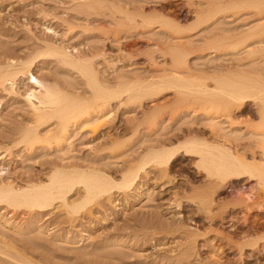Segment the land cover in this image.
I'll use <instances>...</instances> for the list:
<instances>
[{
  "label": "rangeland",
  "instance_id": "rangeland-1",
  "mask_svg": "<svg viewBox=\"0 0 264 264\" xmlns=\"http://www.w3.org/2000/svg\"><path fill=\"white\" fill-rule=\"evenodd\" d=\"M199 1L201 0H0V63L2 61L5 63L11 58L26 60L39 51L41 53L45 49L44 41L61 43L73 53L79 51L88 54L105 46L104 49L110 51L113 57L117 56L119 48L130 53L128 56L130 58L125 63H118L117 67L110 65L101 57L96 59L97 69L103 75V77L100 75L101 78L107 76L106 80L108 84L111 83L110 86L120 76L126 81L138 78L151 79L155 74L160 76L163 73L160 69L165 68L163 70L165 74L171 71L170 58L158 57L155 66V62L152 63L145 54L152 49L156 41H166L167 33L162 29L156 30L158 28L152 31L127 28L119 31L121 36L119 41L112 42L114 41L112 37L105 40L98 30L103 23H106L107 27L111 24V27L116 28L114 25L120 13H115L114 8L115 4L120 6V3V7L124 5L126 7H123L124 10L130 13L164 12L163 14L178 19L183 26H192L196 17L194 16L196 5L192 3ZM242 10L228 12L227 16L221 14L219 19L209 24L210 27L206 25V28L204 26L198 28L193 33L189 46L194 50L203 44L204 40L212 37L213 33H237L246 26L258 22L257 17L249 14L252 11ZM247 15L251 19L249 16L246 17ZM113 20L115 22H112ZM102 21L103 23H100ZM228 51L226 54L196 51L189 55L188 62L195 73L199 70L212 73L218 66L223 67L229 63L232 67L238 68L234 59L237 57L236 53ZM40 58L33 70L37 76L53 86L57 85L55 86L57 88L62 87L61 89L65 91L83 96L91 94V85L78 71L77 66L66 65L53 55ZM243 61L246 62L242 66L245 70L251 69L254 65L249 60ZM263 65L261 64L260 70L264 72ZM111 66L115 69L112 70ZM108 75H113V79L111 80ZM262 75L264 77V74ZM30 87L26 77L18 79L15 86L20 94L6 91L0 86V185L7 182L15 185L36 182L42 177L45 179L55 168L67 169L68 164V169L86 165L107 168V173L119 180L122 173L128 169L127 166L135 164L144 154L143 151L150 148L153 142L159 139L166 141L167 144H173L183 140L182 138L185 139L190 129L194 127L192 131L199 129L197 128L199 123L193 122L198 116L191 113L192 109L173 103L174 105L169 104L172 106L169 108L171 111L164 113V119L159 121L155 129L150 131L148 124L142 121L137 132H134L132 127H129L128 119L135 116L134 109L138 107L137 104H130L120 107L115 116L114 123L118 128L116 137L121 140L118 149L114 150L115 155H110L109 150L104 149L110 138L106 125L101 126L98 132L93 134L88 126L82 127L78 124L70 128L62 143L41 141L29 150L18 141L19 132L29 126L32 120L31 109L22 96ZM150 106L149 99L143 101V108L148 109ZM254 111L247 107L242 115L235 113L238 116L239 121L236 119L238 123L233 124L232 128H229L227 123L224 126L228 127V133L231 130L239 131L235 134L231 132L236 140L232 134L229 135L230 139L227 135L224 138L227 137L228 143L238 145L240 152L246 147L248 150L254 148L257 158L261 159L262 149L257 146L259 139L253 133L254 128H250L251 126L247 128L246 123L242 122L247 115L252 116ZM170 112L174 113V118L168 120L167 115ZM199 115H201L199 118L205 117ZM136 117L142 119V112L136 113ZM252 119L257 120V116H252ZM204 122L201 121L202 124ZM47 126L40 129V134L47 135L46 132L53 129L55 124ZM207 127L208 129L204 127V131H209L210 128L208 125ZM10 147L11 152H8ZM250 153L247 151L246 154L249 158ZM189 156L177 155L167 173L168 176L152 163L148 164L147 173L142 174L137 187L126 193L113 187L112 203L106 202V198L102 197L101 203L98 204L100 206L96 202L87 205L91 209L90 212L86 207L69 214L56 203L58 207L55 204L43 212L34 210L32 214L30 212L22 215L19 211L13 210L14 207L1 202L0 264H25L26 261L28 264L23 253L27 256H33L35 253L33 257L36 259L43 256L60 264H264V202L252 204L254 206L250 210L233 205L239 201L240 192H244L250 198L248 204L252 203L251 200H254L256 194L254 192L257 190L256 181L251 178L234 180L231 185L227 184L225 190L213 194L216 203L211 205L212 210L219 212L221 204H226L225 212L223 211L226 214H222L225 219L218 215L213 220L206 219L207 213L204 212L206 210L202 209L198 200L205 195L204 190H207L202 179L204 174L195 166L194 155ZM70 164L74 165L71 167ZM73 193L69 195L70 200L74 195L78 196L75 191ZM77 198L79 200V197ZM176 199L181 201L180 207L175 205ZM113 203L117 204L116 208ZM190 237L194 240L191 241Z\"/></svg>",
  "mask_w": 264,
  "mask_h": 264
},
{
  "label": "bare ground",
  "instance_id": "bare-ground-1",
  "mask_svg": "<svg viewBox=\"0 0 264 264\" xmlns=\"http://www.w3.org/2000/svg\"><path fill=\"white\" fill-rule=\"evenodd\" d=\"M111 4L113 5V3ZM192 4L196 5L194 9L196 14L194 16L196 17L192 26H183L178 19L171 18L169 14H163L164 12L159 14H145L144 11V14H141L140 11L139 13H130L124 10V8H126L124 5L122 8L120 7L121 3L120 6L115 4L116 7L114 8L115 13H120V16H118L119 19H117L116 22L114 21L116 19L112 21L116 23L114 25L116 28L111 27V24L107 27L106 23H103V21L100 22L103 23V25L101 24L102 27L100 30H98L102 33L100 35L105 37V40L106 38L112 37L111 39H114L112 42L119 41L121 37L119 36V31L127 28L128 30L134 28L151 31L158 28L156 30L162 29V31L167 33L170 38L167 36V40L164 42H161V40H158V42L156 41L152 49L145 54L152 63L155 62V66L157 65L156 63H158L156 61L158 57L170 58V63L172 62L171 71L165 74L163 71L165 68L161 70L158 65L160 72L163 73L160 76L155 74V77L152 76L153 78L151 79L147 78L141 80V78H138L129 81L127 79L126 81L123 77L121 79L120 76L115 81L116 83L112 81L115 85L113 83V85L110 86L111 83H109V85L107 82L108 80H106L107 76H104V79L101 78L100 75L102 74L99 72V69H97L96 59L101 57L103 58L102 60H106L110 65L116 66L118 63H125V61L130 58H128L130 53L128 54L127 50L125 51L123 48H119L117 56L113 57L110 51L104 49L105 46H102L103 49L101 50L100 48L96 51L94 50L95 52H90L88 49L90 52L88 54L79 51L73 53L67 46L65 47L61 43L44 41L43 47L45 49L41 53L39 51L38 54L27 57L28 59L26 58V60L11 58L5 63L3 61V63L1 62L2 64L0 63V86H2L3 89L20 94L15 89V86L17 85L18 79H21V77H26L31 85L29 89L22 93V96L31 109L32 120L29 126H26L19 132L20 141H18L23 143V146L29 150L41 141H47L48 143L54 141L57 144L62 143L65 141L70 128L78 124L82 127L88 126L93 134L97 133L101 126L106 125L107 134L110 138L108 137L109 141L106 142L107 144L104 149L109 150V154L112 155L114 154V150L118 149L121 144V140L116 137L118 128L116 126L117 124L114 123V120H116L115 116L120 107H125L130 104H137L136 107L138 108L134 109V111L137 114L141 111L143 116L142 119H139L136 117V113H134L135 116L133 115L134 117L128 119V123L130 124L129 127L131 126L134 132H137L138 126L142 121L148 124L149 130L151 129L150 131L155 129L159 121L164 119V113L171 111L169 108L172 106H169V104L173 103L178 105L182 104L188 109L191 108L192 112H190L198 116L195 117L194 115L197 121L194 119L195 121L193 122L199 123H197L198 125L196 124L199 129H195L194 131L192 130L195 127L190 129L191 131L186 135L187 137L185 139L182 138L183 140H176L177 142L173 144H167L166 141L159 139L157 142H153L154 144L152 143L149 146L150 148L147 150L144 149V154L142 153L143 155L139 157L140 159L138 158L139 160L137 159L138 161L136 160L137 162L135 161V164H131L129 167L127 166L128 169L122 173L119 180H116L112 175L108 174L107 168L102 169L94 165H86L87 167H83L81 165L82 167L77 166L73 169H68V164L66 165L68 167H66L67 169H52L53 172L49 175L45 174L48 175L45 179H42V177L40 178L41 180L36 182H26L22 185H15L12 184V182L1 184L0 203L4 202L14 207L15 209L13 208V210L19 211L22 215L30 214V212L32 214L34 210L43 212L56 203L60 205L59 207L65 208L67 213H76L79 209L86 208L90 203L96 202L98 205L101 203L100 199L102 197L106 198V202L112 203L113 187H117L122 193H126L137 187L139 181H141L142 174L147 173L146 168L150 163L160 168L164 174H167L179 154L194 155L196 158L194 161L195 166L204 174L202 175V179L207 190H204L205 195L201 196L198 200L202 209L206 210L204 211L207 213L206 219L213 220V218L218 216L224 218L222 214H226L224 213L226 204H221L219 212L213 211L211 205L216 203V201L214 202L212 196L220 190H225L227 184L232 183L234 180L251 178L256 181L257 186V190L254 192L256 194L253 197L254 200H251V204H248L250 198H248L244 192H240L239 199L236 196V201H239H235L236 203H233L234 206L239 205L240 207L242 206L250 210L253 208L252 206H254L252 204L264 202V77H262L264 72L260 70L261 64H264V0H201L198 3ZM242 9L252 11L249 12V14H251L252 17H257L256 19L258 22L255 23L254 21L255 24H251L249 27L244 26L245 28L239 30L237 33H213L212 37H208L209 39L204 40L203 44L196 49L194 48V50L189 46L190 41H192L191 37L198 28L205 27L206 25L210 27L209 24L219 19L218 17L221 14L227 16L226 13L228 12L230 13L233 11L235 13ZM114 16H112V19ZM248 16L249 15L246 17ZM102 40L104 39L102 38ZM204 50L216 52L217 54L219 52L221 54H226L228 50H230L228 53L231 51L234 54L236 53L237 57L234 59L238 68L232 67L229 63L230 66H218L216 70L214 68L215 71L212 73L206 70V72L204 70H199L200 72L196 70L198 73H195L194 68H192L191 64L188 62V57L196 51ZM46 55H53L66 65L77 66L78 71L87 78L91 85V94L89 96H83L79 93L76 94L74 92L65 91L61 89L62 87L57 88L55 87L57 85L53 86L40 78V76H37L33 70L37 67L41 59L40 57ZM243 60H249V62L251 61L254 65L251 69L246 68L247 70H245L242 66L245 65L246 62ZM240 66L242 68H240ZM111 69L113 70L115 67ZM112 76H110L111 80L113 79ZM148 99L150 100L151 106L145 109L143 108V101ZM247 107H251L255 110L251 115L257 116V120H253L252 116L247 115L246 119H242V122L246 123L247 128L248 126L254 128L253 133L257 135L260 142L257 143V146H260L262 149L261 159L257 158L256 150H253L254 148L248 150L246 147L240 152L237 147L238 145L236 146V144L232 145L228 143V139L231 138H229V135L232 136L237 132L235 131L237 126L235 127L234 125L235 128L233 127L235 132L230 129L231 132L234 133L232 134L231 132L228 133V127L226 128L224 124L227 123L229 128L233 124H237L238 116H236V114L242 115ZM173 114V112L172 114L170 112V114L167 115L169 118L168 120L174 118ZM199 114L205 115V117L199 118L201 117ZM201 121H205L203 124L206 125H203ZM51 123H54L55 127L53 129H47L48 132L45 131L47 135L42 133L44 134V136H42V134H40V129ZM199 125L202 126V128H200ZM207 125L210 129L209 131L206 130L208 131L206 133L204 130L205 128L208 129ZM222 125L227 129L226 132ZM225 135L228 137L227 141V137L224 138ZM237 136H239V134ZM176 138L178 139V137ZM237 139H239V137H237ZM10 149L11 147L8 148L9 151H7L11 152ZM247 151L249 153L251 152L250 158L246 155ZM72 165L74 164H70L71 167ZM76 165L77 164H75V166ZM63 167H65V165H63ZM168 175L169 174H167V176ZM201 187H203V185ZM73 191L78 195H74L76 200L72 197L70 200L69 195L70 193L74 194ZM197 194L198 193H196V195ZM77 197H79V200ZM191 197L193 198V196ZM174 203L178 207L181 206V201L179 199H176ZM113 205L115 208L117 207V204L113 203ZM55 206H57V204ZM86 209L89 210V212L91 210L89 207ZM190 239H192V237H190ZM254 239H252V241H254ZM193 240L194 239L191 241ZM255 243L256 242H252V244ZM22 255L25 261L26 259L28 260V264H40L42 262L43 264H60L53 262L50 258H44L43 256L36 259L33 257L36 255L35 253L33 256H27L24 253ZM25 264H27V261Z\"/></svg>",
  "mask_w": 264,
  "mask_h": 264
}]
</instances>
